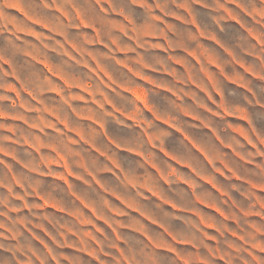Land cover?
<instances>
[{
  "label": "clouds",
  "instance_id": "1",
  "mask_svg": "<svg viewBox=\"0 0 264 264\" xmlns=\"http://www.w3.org/2000/svg\"><path fill=\"white\" fill-rule=\"evenodd\" d=\"M0 264H264V0H0Z\"/></svg>",
  "mask_w": 264,
  "mask_h": 264
},
{
  "label": "rangeland",
  "instance_id": "2",
  "mask_svg": "<svg viewBox=\"0 0 264 264\" xmlns=\"http://www.w3.org/2000/svg\"><path fill=\"white\" fill-rule=\"evenodd\" d=\"M141 102H143V101L141 100Z\"/></svg>",
  "mask_w": 264,
  "mask_h": 264
}]
</instances>
